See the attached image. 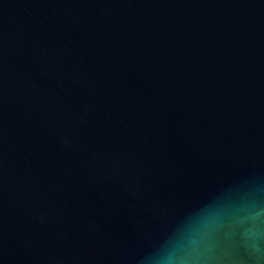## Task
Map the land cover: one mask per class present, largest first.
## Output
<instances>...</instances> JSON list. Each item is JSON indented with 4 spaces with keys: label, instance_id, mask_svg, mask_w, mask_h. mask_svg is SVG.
<instances>
[{
    "label": "water",
    "instance_id": "water-1",
    "mask_svg": "<svg viewBox=\"0 0 264 264\" xmlns=\"http://www.w3.org/2000/svg\"><path fill=\"white\" fill-rule=\"evenodd\" d=\"M264 264V0H0V264Z\"/></svg>",
    "mask_w": 264,
    "mask_h": 264
},
{
    "label": "clouds",
    "instance_id": "clouds-1",
    "mask_svg": "<svg viewBox=\"0 0 264 264\" xmlns=\"http://www.w3.org/2000/svg\"><path fill=\"white\" fill-rule=\"evenodd\" d=\"M163 264H172V262L170 260H166L163 262Z\"/></svg>",
    "mask_w": 264,
    "mask_h": 264
}]
</instances>
